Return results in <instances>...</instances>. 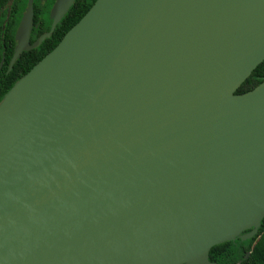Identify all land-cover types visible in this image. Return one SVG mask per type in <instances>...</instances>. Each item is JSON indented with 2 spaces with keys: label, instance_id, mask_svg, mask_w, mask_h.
Instances as JSON below:
<instances>
[{
  "label": "water",
  "instance_id": "1",
  "mask_svg": "<svg viewBox=\"0 0 264 264\" xmlns=\"http://www.w3.org/2000/svg\"><path fill=\"white\" fill-rule=\"evenodd\" d=\"M243 0H95L0 101V264H214L264 218V19ZM74 0H56L39 47Z\"/></svg>",
  "mask_w": 264,
  "mask_h": 264
},
{
  "label": "trees",
  "instance_id": "2",
  "mask_svg": "<svg viewBox=\"0 0 264 264\" xmlns=\"http://www.w3.org/2000/svg\"><path fill=\"white\" fill-rule=\"evenodd\" d=\"M8 0H0V11ZM26 0H14V6H24ZM95 0H75L64 18L58 23L54 32L46 38L39 47L22 54L8 74L0 77V101L15 82L22 78L46 54L53 50L62 37L89 10ZM80 11V12H79ZM72 20L68 25L67 22ZM264 81V61L259 64L251 75L236 90L235 94L251 91ZM209 262L214 264H264V218L258 233L249 240L225 242L214 246L209 252Z\"/></svg>",
  "mask_w": 264,
  "mask_h": 264
},
{
  "label": "flooded vegetation",
  "instance_id": "3",
  "mask_svg": "<svg viewBox=\"0 0 264 264\" xmlns=\"http://www.w3.org/2000/svg\"><path fill=\"white\" fill-rule=\"evenodd\" d=\"M55 2L56 0H32V21L28 37V46H32L39 37L49 33L53 22V18L50 17V13ZM27 6L28 0L25 1L24 6H14V0H8L6 5L0 11V77L8 74L16 61L20 59L22 54L35 49L31 48L27 51L22 50L18 58L12 61L16 49L15 38L19 31L20 23L26 12ZM65 15L66 14H64V16ZM64 16L59 19L58 23L64 18ZM71 22L72 20L67 22L66 25Z\"/></svg>",
  "mask_w": 264,
  "mask_h": 264
},
{
  "label": "bare ground",
  "instance_id": "4",
  "mask_svg": "<svg viewBox=\"0 0 264 264\" xmlns=\"http://www.w3.org/2000/svg\"><path fill=\"white\" fill-rule=\"evenodd\" d=\"M228 17L241 27L245 23L246 29L259 24L264 19V0H243L238 8L228 11ZM3 123V117H0V127Z\"/></svg>",
  "mask_w": 264,
  "mask_h": 264
}]
</instances>
